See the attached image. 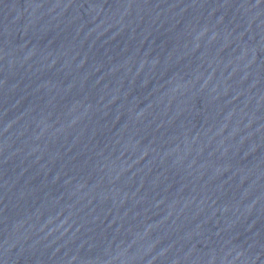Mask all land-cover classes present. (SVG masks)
<instances>
[{
    "label": "water",
    "instance_id": "1",
    "mask_svg": "<svg viewBox=\"0 0 264 264\" xmlns=\"http://www.w3.org/2000/svg\"><path fill=\"white\" fill-rule=\"evenodd\" d=\"M0 264H264V0H0Z\"/></svg>",
    "mask_w": 264,
    "mask_h": 264
}]
</instances>
